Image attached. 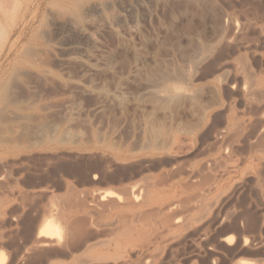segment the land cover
I'll return each instance as SVG.
<instances>
[{"label": "rangeland", "instance_id": "obj_1", "mask_svg": "<svg viewBox=\"0 0 264 264\" xmlns=\"http://www.w3.org/2000/svg\"><path fill=\"white\" fill-rule=\"evenodd\" d=\"M56 1L57 0H50V1L49 0H18L17 5L14 4L12 6L13 8L10 7V9L12 10L11 11L12 14L18 12L17 31L19 33L20 31L25 29L24 30L25 38L23 39L24 41H21L20 44L18 45V51H16L13 55H11L8 58H6L3 55L0 59L1 61L0 64L5 70L12 65L16 56L17 55L19 56V54L26 46L30 45V46L38 47L37 45L40 44L39 47L45 50L44 52L46 53V57L49 59L48 60L46 58L47 62L49 63L48 65L51 69V72L47 75L48 79L46 77L43 80H38V82L37 79L34 78H31V80L27 79L26 82H23L24 91L21 90L18 93V97H19L18 105L20 104L19 107L20 106L22 107V108L20 107L22 109L21 110L22 113L26 116L28 115V118H32V120L37 118L34 121L35 122L37 121L36 122L37 125L41 124L40 127L38 126L39 128H41L43 123L45 122L46 124V126H44L45 130H43L44 128L42 127L41 129H39L40 131L38 132V129H36L38 128L36 127L37 125H34V121H31L30 122L32 123L31 126L32 125L34 126H32V129L31 126H29L28 128L29 130L26 128L28 130L27 131L26 129H24L25 125H23V123L26 124V121H24L23 123L22 122L19 123L18 121V128H19L18 138L20 140L16 138H15L16 140L14 138H11L16 141L15 143L14 141L11 142V139L8 138V136L10 137L9 135L10 133H8L6 130L5 132L4 130H2L3 132H0L1 133L0 137L2 138L5 137L3 141L1 140L2 138L0 139L1 140L0 144L6 143V145H12L13 143L14 146L16 145V147H18V152L16 154L4 155V156L3 154H0L1 161L5 160L7 162L9 160L6 166V167L9 166V168L4 167V169H2L1 167L2 169L1 170L2 174L0 176L1 180L2 182H9V180H11L10 183H7L5 186L7 187L8 185V189L5 188L7 189L6 191L5 189L2 188L5 185V183H3L4 185L2 187L0 186V191L2 190V193H0V199H1L0 203L3 204V205L0 204V250L3 249L5 251L7 249L6 252L9 250L7 253H8V259L10 261L8 260L9 262H7L6 264H17V263L19 264L20 261L22 262V264L23 263L27 264L29 260L31 261H29L28 264H34V263L35 264L38 263L39 264H73V263L80 264L81 259L83 260L85 259L86 261H88L89 259L92 260L95 257H96L95 261L89 260V262L85 263L86 261L82 260L84 263L82 262L81 263L89 264L91 262L90 264L92 263L118 264V262H121L122 264H126L127 261L128 263L132 261L131 262L132 264L133 262L134 264H140V263L156 264V262L157 264L160 263L176 264L179 261L181 264H185V262L187 261L186 264H193V262L194 264H234V263L264 264V242H263L264 241L263 240L264 239V232H263L264 231V218H263L264 216V182H263L264 155L262 156V154H260V153L264 154V147H263L264 138L259 137L260 135L264 136V133H261L264 132L261 131L262 125L264 124V101L261 100L264 99V95H263L264 94V36L263 34L261 35L262 29L264 28V24H263L264 8L262 9L261 5H263L264 7V0H257V1L224 0V2L226 1L225 3L226 5L224 4L223 0H218V2L217 0H201V1L198 0H115V1L108 0L106 1L105 0L106 1L105 3H107L106 5L110 4L108 6L103 5L104 3H102V1L104 2V0L102 1L99 0V2L98 0H76V2L74 0L72 1V3L69 2L68 0L66 1L63 0L62 2L61 0H58L57 2L60 1L59 3L62 6L64 5L63 7L64 9L63 10L61 9L60 11L61 14L60 13L58 14V16L60 17L59 21L56 22L55 25L54 24L49 25L47 36L43 38L36 37V35L40 31L42 21L47 18L48 11L50 9H55L54 3H56ZM51 3L53 4L51 6L52 8L50 7ZM239 3L242 4L246 3L245 5H247L248 9L246 10L247 7L244 4L241 5ZM28 4L29 6L33 7L32 8L33 12L36 10L38 6L40 7V10L38 11L35 18H33L34 14H31L26 19L22 17L25 8L27 7ZM229 4L232 5L227 6ZM253 4H257L258 9L254 8V6L256 7V5ZM102 5L105 7H103ZM237 5H241L242 7L241 6L239 7ZM77 7L79 9L81 8V10H77ZM97 7H99L101 10H99V8ZM229 7L231 8L229 9ZM69 8L72 9L70 10ZM66 9L69 12L65 11ZM94 9L100 11L102 15L100 14V12H97ZM245 10L247 13H245ZM250 10L252 11L250 12ZM78 11L81 14H82L81 11H83V14L81 15L80 13H78ZM258 11L263 13V16ZM110 12L113 14H111ZM243 12L246 14V16H248L247 18L244 17L245 14ZM241 13H243L244 15L241 16L240 15ZM67 14L69 15V17ZM61 17H63L62 19L64 20H62ZM64 17H66V19ZM110 17H112V19H110ZM232 19L236 22L238 21V25H240L241 22V26H243L244 28L240 32L241 34L240 37L242 35L244 37H241L243 39L239 41L240 43L238 45L236 44L232 45V48L230 46L229 49H227V51H224L222 50L223 45L220 44L219 42V38L221 37L220 27L223 25V22L225 23L224 20H232ZM66 20L67 21L69 20V22H67ZM72 23L75 25H72ZM258 30L259 32H257ZM243 31L245 33H243ZM213 32L215 33L213 34ZM255 34L258 38H260V41L257 40L258 38L256 36L253 37L257 38L256 39L257 41H255L254 38L252 39L253 41L249 40V37ZM245 35L248 36L250 35V36L246 38L247 36L245 37ZM202 36L203 38H201ZM42 39L44 42L42 41ZM205 44L206 45L210 44V45L205 46ZM217 46L220 47L218 48ZM205 47H207V50ZM211 47L214 48L212 49ZM252 48L255 49L253 50ZM219 49H221V51ZM199 50L201 52H199ZM49 51H52L51 52L52 54L49 53ZM238 51L240 52L238 53ZM219 52H221L222 55H220ZM215 53L217 56L218 55L220 56H218L217 58ZM241 53L243 54L244 58H242V56L240 55ZM221 56L222 57L225 56L223 60L220 59ZM189 57L191 60L189 59ZM188 59L190 60V63H188L189 61ZM194 59L196 60L194 61ZM198 60L199 61L202 60V61L199 62ZM191 66H195V68L192 67V69H190ZM205 66H210V70H208L209 67H205ZM204 67L208 69H205ZM221 67H223L222 68L223 71L219 69ZM225 67L228 69L226 70ZM214 68L216 70H214ZM185 69L187 70L186 71L187 73H184ZM247 69L249 73L251 72L250 73L251 75H249V73L246 71ZM170 71L175 76H179L180 74L179 72H182L179 78L181 77V79L183 80L184 79L183 75H185L186 82L184 80L183 82L181 81V79L179 80V78L177 79V77H175L177 80H174V89H176L177 94L174 96V99L172 98V101L169 100L171 99V97L168 99L169 96L166 97L167 99L164 97L165 100L162 101L163 99L162 97L161 98L162 103H161L160 100L156 98V96L154 95L152 96V94L150 95V93H153V91L156 90V88L153 85V83H151L152 81L150 82L147 80L148 79L150 80L149 78L151 77L149 76L150 74L155 75L158 72L160 73L162 72L161 74L168 77V75L166 74H168ZM224 71L225 72L227 71L226 73H229L231 75L229 80L228 79L226 80V75L224 76L225 74ZM238 72L241 75H239ZM218 74H221V78L220 76L217 77ZM234 74L236 75V77L234 76ZM1 75L2 73H0V76ZM222 75L224 76L223 79H222L223 77ZM247 75H249L248 76L249 82H247L246 84L245 82L248 80V77H246ZM241 78L243 81L241 80ZM33 79L36 80V82L32 81ZM251 79H253L252 83L250 82ZM216 80H218L219 82ZM233 81H236V83ZM176 82L178 83L177 84L178 87L175 86ZM230 82L231 83L233 82L235 86L233 84H231L233 87L230 86ZM183 83L185 84L187 83L186 85L184 84L185 87L189 84L191 85H189V87L187 86L188 88L187 89L182 87ZM248 83H251V85ZM180 88H183L181 89V92H183L184 90L183 93H185V90L187 89L189 91L188 92L189 95L185 94L183 96H180L181 93ZM194 89H195V93L192 92L194 91ZM232 89L234 90L232 91ZM258 90L260 91V93ZM190 92H192V94H190ZM194 94H196V96ZM250 94L254 95L253 97H256L257 99L254 98L255 101L253 99L251 100L250 98L253 97ZM177 95H179V97H177ZM249 95L251 97H249ZM186 96L188 97V99L186 98ZM193 96L196 98L198 97L197 98L198 100L196 98L194 99ZM150 97H153L155 100H153V98ZM181 97H183V100ZM191 97L192 99H194L192 100L193 102L190 100ZM185 98L187 99V101H185L186 100ZM210 99L213 101L212 103H210L211 102ZM250 101L254 102V104L252 103L254 105L253 106L254 108L252 107L251 104H248ZM208 104H213V105H208ZM23 106L26 107L23 108ZM202 107L206 109L202 110L203 109ZM199 111L203 113V117L200 119L199 116L201 117L202 114ZM48 113H50L49 114L50 117H48L49 116ZM36 114L39 115L43 114L44 117H42L43 115H41L40 117L43 120L46 117L45 120L44 121L41 120L39 117H37ZM212 116H214L215 119ZM216 117H218L217 118L218 120L216 119ZM198 120L200 121V123H198ZM244 120H246L247 122H245ZM211 121L213 122L211 123ZM223 121L226 123H223ZM233 121L234 123H232ZM255 121L258 124L254 123ZM228 122L230 123V125ZM243 122L245 123L243 124ZM20 124L23 126V128L22 126H19ZM212 124H215L216 129L221 126L220 124H222L221 128L229 126L230 128L229 134L230 132L235 131L236 129L239 130L240 132H232V134L234 133L233 136H231L232 134L230 135L231 138L233 137L232 140L228 141V144L225 145L227 146V148L223 146V142L222 144H218V146H215V148H213V146H211L212 145L211 142L213 141V138L212 137L208 138L207 136L209 130L208 128ZM253 124L257 126L256 129H254L255 126ZM259 124L260 126H258ZM195 126L197 127L195 128ZM240 126H242L243 128ZM20 129L23 130L22 132H24L23 135V138L25 136L24 141L23 138L19 137L20 134L22 135ZM35 129L37 130L36 133H35ZM32 130L35 133V134L33 133V135H32L33 132ZM252 130L253 133L251 132ZM42 131L44 133L43 136L42 135H39L40 137L36 136L37 132L38 134H40V132ZM248 131L252 133V135H248L247 134ZM141 135H142V139H141ZM148 136L149 137L152 136L153 139L152 137L151 139L148 138ZM6 137L8 139H6ZM253 138H256L255 140L257 141H259L260 139V141L263 142L262 143L260 142L259 144L257 143L258 145L255 146L256 148L254 147L252 148L254 144L256 145V141H254ZM5 139L8 140L9 142L8 141L6 142ZM146 139H150L151 143L147 142ZM154 139L158 143L161 140L160 144H158ZM252 139L255 143L254 142L252 143ZM21 140L22 143H19V141ZM209 140H211V142ZM242 140H244V142ZM248 140L251 141V143ZM144 141H146L145 146L149 145L148 148L144 146ZM154 144L157 145L156 147H158V149L154 146ZM209 144H211L210 146L212 148L209 147ZM228 145H230V147ZM237 145H239L238 146L239 149L244 148L243 151L241 149L238 150ZM234 146H236L237 149ZM248 146L250 150L248 149ZM201 149L202 152H200ZM204 150H206L207 152ZM240 151H242V153ZM258 151L261 152L258 153ZM225 152L227 153L228 157L224 156ZM20 154L21 156L17 157ZM11 160H13L12 161L13 164H11L12 163L10 162ZM207 160L208 161L211 160V162H208ZM219 160H221L222 162L225 161L226 162L224 163L225 165L222 164L221 161ZM1 161H0V166L4 162ZM205 161L208 162L207 165ZM19 162L22 164L24 162L25 163L22 166V164H20ZM210 163L212 165H210ZM220 164L222 165L220 166ZM14 165H16L15 168L17 170L14 168ZM209 165L214 170L210 169ZM230 166L232 167V169ZM10 168L12 171L10 170ZM198 168L199 170H197ZM169 169L173 170L172 173L170 172ZM201 169L204 170H202L201 172ZM195 170L200 171L201 175L208 173L210 175L212 174L213 176L214 175L215 176L214 177L212 176L213 177L212 179L210 176L211 181H209L208 178L209 176L207 178L206 175L205 177H203L204 175L201 176L200 172H195ZM231 170L233 173L231 172ZM226 171L227 173H225ZM173 172L174 175H172ZM196 173L198 174L199 178L201 177L200 181L203 179V182L196 183L195 181L197 179L195 176ZM6 174H8L9 177H7ZM169 174H171L172 176ZM168 175L169 178L167 177ZM192 175L194 178L190 177ZM165 176L168 178V179L166 178L167 180L165 179ZM3 177L4 178L7 177L5 178L6 180L4 179L5 181L3 180ZM204 178H206V180ZM198 179L197 181L199 182ZM192 182L196 185H193ZM190 183L192 186L190 185ZM201 183L202 184L204 183V185L206 183L205 187L201 185ZM210 184L212 185L211 188L209 187ZM127 185L129 187H127ZM198 185H201L202 187H199ZM208 187L212 191H210ZM201 188L204 191H202ZM214 188H216V190ZM136 189L138 190L136 192H138L139 195L136 194L135 192ZM196 190L199 191L198 194H196L197 193ZM129 191H131V193L128 194ZM133 191L135 192V194ZM102 192L104 195L105 193H107V195L110 196L109 197L105 195L107 200L112 201L111 203L113 205L109 201L108 202L110 204L106 202V198H104L106 203L105 202L103 203L107 205L106 206L101 205V206L102 207L105 206L106 208L104 209H106V211L104 212L102 211V213L98 214L97 210H101V206H98V204L102 203L101 202L102 200L101 197H103ZM200 192L201 193L205 192L204 194L205 196H203V194H201ZM100 193L102 195H100ZM93 194H95V197H97L96 196L97 194L98 197H100V199L93 197ZM195 194L198 196V198ZM89 195L92 197H90ZM134 195L136 200L134 198ZM141 195L143 196L141 197ZM111 196L113 199L115 198L114 200H118V201L115 202L114 200H112ZM192 196L196 198L195 202H197L198 204L197 205L194 202L197 205L195 206V204L193 203L195 207H193L192 206L193 204L191 205V202L189 201L192 198ZM79 197L82 198L81 200L84 199L83 197L85 198L87 197L91 199L86 198L87 203L86 200L84 199L85 202H83L84 205H82L81 204L82 201L79 200L80 199ZM120 197L122 198L119 200ZM138 197L141 200H139ZM183 198H185L187 201L184 200ZM195 198H192V200L193 199L195 200ZM95 199L96 200L98 199L100 202L98 200L96 201ZM104 199L102 201H104ZM131 199L134 201L132 203H128ZM75 201L76 202L78 201L77 204L80 206L76 205ZM94 201H96L97 203L96 206L92 205L95 204ZM135 201L137 202L135 203ZM172 201L174 204L172 203ZM124 202L126 204H124ZM180 203H183V205L182 204L180 205ZM83 206L85 207V209L87 208L86 210L84 209L87 212L82 210ZM93 206L96 208H94ZM183 206L185 209L183 208ZM190 206L193 207V210L192 209L190 210L191 208ZM155 207L157 208L155 209ZM166 207H168L169 209ZM206 207H208V209L210 207L209 211ZM89 208H91L93 212H90ZM93 208L95 210L97 208L99 209L95 211ZM180 208H183L184 212L181 211L182 209ZM204 208L205 210H202ZM214 208L216 209V211ZM174 209H176V211ZM177 209H179L180 211ZM150 210L153 211L154 214L153 216L155 217L151 218V216L149 217L147 216L148 218H146L144 216L145 215L144 213L147 211L150 212ZM173 211H175V213H172ZM204 211L205 213H203ZM248 211H250V213ZM94 212H96L99 217H96V214ZM158 212H160L161 214H159ZM55 213L57 214L56 216L59 219L58 220L57 218L54 217L58 222V224L60 223L61 226H64L63 229L65 232L63 235L64 237L67 232V228H66L67 223L71 224L74 221H80L81 223L90 222L89 225L87 224L86 225L88 226L87 228L92 229L89 234L91 235V237L90 238L87 237L88 240L84 239L82 243L80 242V245L78 244L80 249L74 250L76 252H73L72 251L73 249H70L71 247L69 246V244L67 246L61 247L63 249L70 247L69 250H67L68 248L65 249V254L66 255L68 254L67 256L63 254L64 250L59 248L60 247L59 245H58L59 246L58 249L56 248L57 246L54 247L55 245L46 247L44 248L45 250L40 249L43 252L46 251V249L51 250V252L50 250H48V253L47 252L45 254L43 253V255L41 254L40 250H32L36 254H39L40 252L42 256L40 254L39 255L41 256V258H44L43 259L44 261L42 260L41 261L42 263H40L38 260L40 256L39 257L38 255L31 256V255H35V253L33 254V252L31 251L32 253L31 254L30 251H28L31 250V248L34 245L32 236H34L38 232L40 228L39 226H41V222H43L45 216L46 218L52 219L53 218L52 214L55 216ZM83 213L88 216L87 220L89 221L85 222L84 217L87 216H84ZM92 213H94L95 217H93ZM134 213L135 215H133ZM165 213L167 214L165 215ZM20 214L22 217L20 216ZM66 214H68V216ZM150 214H146V215H150ZM62 215L64 216V218H62L63 217ZM131 215L136 218L134 219ZM156 215H158L159 217ZM168 215L170 216V219L167 218L169 217ZM172 215H174V217ZM191 215L193 218L191 217ZM141 216L142 217L144 216L143 218L145 219H143ZM251 216L253 217V219L251 218ZM74 217H76L75 220ZM77 217L79 219H77ZM126 217H127V221L124 227L126 226L128 227L124 228L123 221L125 220L122 219L123 218L125 219ZM234 217L237 219V221ZM147 219L148 220L153 219L154 223L152 220L150 221V223L147 224L146 222L148 221ZM164 219L165 220L168 219L167 220L168 222L162 221ZM135 220H137V222ZM216 220H219L220 225L218 224L219 222H217ZM247 220L249 223H252V225L255 224L256 222L257 223L251 226L248 222H245ZM233 221H235V223L237 224L239 223L238 225L239 227L238 226L235 227V223ZM163 222L164 223L167 222L170 224L167 223L163 224ZM206 222L209 225H207ZM30 223H32L33 226ZM101 223L103 224V226L106 223H108L107 226L105 225L107 227V230L106 227H104L105 229L103 227L100 228ZM231 223L233 226L231 225ZM113 224L114 227H112ZM154 224H156V227ZM189 224L190 226H188ZM257 224L259 225V227ZM141 225L142 227H139ZM30 226H32V228H30ZM91 226L93 228H91ZM108 226H110L109 228L112 229L111 231L114 232H111ZM208 226H211V228L210 227L208 228ZM224 227H226V229ZM244 227L248 229L247 232ZM249 227L250 229L251 228L253 229L250 230ZM254 227L256 229H254ZM99 228L100 230L102 229L103 232L105 231V233L102 234L103 232L101 233L102 230L99 231ZM223 228L224 231L222 230L223 231L222 232L221 229ZM232 228L233 229L235 228V230H233ZM124 229L126 230L124 231ZM138 229L141 230L138 231ZM205 229L206 230L209 229L208 233ZM25 230L26 231L28 230L27 232L31 233L32 235L28 234ZM30 230L32 232H30ZM95 230L98 231L95 232ZM108 230L111 233L106 232ZM118 230L121 233L118 234ZM148 230H150L152 234ZM254 230H256L255 233ZM258 230L260 231V233ZM22 231L23 232L25 231L23 233V236L21 235ZM92 231H94L95 233L94 235H92L93 234ZM140 232H144V234H146V237L148 235L149 238L148 237L146 238L145 236L142 237L141 236L142 233ZM170 232L171 235H169ZM25 233H27V235H25ZM165 233H166V238L164 239ZM236 233H238V235ZM215 234L216 237H214ZM239 234L242 236H240ZM245 234L247 236H245ZM255 234L256 235L259 234V237L260 236L262 237L256 238L258 237V235L256 236ZM18 235H21L20 239H17L20 237V236L18 237ZM126 236H128V238ZM169 236H171L170 240H169ZM198 236L200 239L198 238ZM232 236H233L232 243L230 244L227 243V241H225L226 238ZM24 237L27 238L24 239ZM138 237L140 238V240ZM217 237L219 240L217 239ZM14 238H16L18 241L20 240L21 242L18 241L16 242ZM66 238L67 240L72 239V237L69 238L68 236H66ZM132 238L134 240H132ZM191 238L193 239L196 238V241L192 240ZM211 238L213 240L216 239L218 241L217 242L216 240L212 241L210 240ZM254 239L255 240L257 239V241H254ZM93 240L95 241L97 240V242L99 243H95ZM103 240H105V242ZM118 240L120 241V243ZM142 240L148 243H150L151 241V243L149 245L146 244L145 247H142L144 246V244L141 242ZM10 241L11 242L13 241V243H11ZM28 241L32 243L28 244ZM90 241L91 243H89ZM15 242L16 244H14ZM168 242L170 243L171 246L169 245ZM190 242L191 244H189ZM206 242L208 243V245ZM222 242H223V246H222ZM6 243L8 244L6 245ZM17 243H19L20 245ZM87 243H89L90 245H88ZM104 243L106 244L104 245ZM193 243L195 245H193ZM210 243L211 245H215V246H210ZM9 244H11L10 248H9ZM204 244H206L205 245L206 247L204 246ZM84 245L85 246L88 245V246L86 248L85 247L83 248ZM188 245L190 248L192 245L194 247L192 246V248L190 249ZM216 245L218 246V248ZM236 245L239 246L235 247ZM18 246L19 249H17ZM90 246L91 248L89 249L91 250L88 249V247ZM94 246H96V248ZM98 246L99 247L101 246L102 248H106V249H102L101 247L99 248ZM81 248L83 250H81ZM203 248L205 249V251H203L204 250ZM207 248L210 251L207 250L208 251L207 252L206 251ZM212 248L214 250H212ZM180 249H182V251ZM193 249L194 251H198V252L196 253L192 251ZM200 249L202 251H199ZM14 250L16 251L19 250V251H17L18 252L17 253L16 251L13 252ZM98 250L100 251V253L97 252ZM247 250H249L250 253H248ZM67 251L68 253H66ZM133 251L136 253H134ZM212 251H215V254L217 253L216 254L217 256ZM240 251L243 253H240ZM27 252H29L30 255ZM55 252H57L56 255L55 254L53 255L52 253ZM188 252L190 253V255ZM209 252L212 255L213 254L214 255L213 256L210 255ZM146 253L149 255H147ZM49 254L51 255L50 257L52 259L49 257ZM156 254L158 255V257H155L157 256ZM168 254L171 255L169 256ZM25 255L28 257L29 260H26L24 262V260L27 258ZM89 255L91 257H89ZM143 255L147 258H145ZM183 255L187 259L186 258L184 259ZM32 257L33 259L36 257L35 258L36 260L34 261ZM45 257H48V260L47 258L45 259ZM170 257L171 259H169ZM55 258L60 260H57ZM79 258L80 260L78 262ZM107 258L109 261L106 260ZM141 258L142 260H144L143 263ZM103 259L106 261H104ZM137 259L138 262H135L137 261ZM139 259L141 260V262H139L140 261ZM71 260H73L74 262H72ZM54 261H56V263Z\"/></svg>", "mask_w": 264, "mask_h": 264}, {"label": "bare ground", "instance_id": "obj_2", "mask_svg": "<svg viewBox=\"0 0 264 264\" xmlns=\"http://www.w3.org/2000/svg\"><path fill=\"white\" fill-rule=\"evenodd\" d=\"M50 1V0H49ZM58 1V0H57ZM56 1V3H54V6H55V9H48L49 11H48V14H47V18L45 19V20H43L42 21V23H41V28H40V31H39V33L36 35V37H40V38H43V37H45V36H47V34H48V30H49V25L50 24H56V22H58L59 21V19H60V17L58 16V14L60 13V11H61V9L63 10L64 8V5L62 6L59 2H57ZM63 0H61V2H62ZM66 1V0H65ZM69 2H71L72 3V1H74V0H68ZM100 1H102V0H100ZM106 1H108V0H106ZM105 0H104V2L102 1V3H104L103 5H106L107 3H105L106 2ZM115 1V0H114ZM198 1H201V0H198ZM246 1V0H245ZM250 1V0H249ZM255 1H257V0H255ZM51 2H53V1H51ZM75 2H76V0H75ZM98 2H99V0H98ZM217 2H218V0H217ZM223 2H224V0H223ZM248 2V1H247ZM246 2V3H247ZM252 2V1H251ZM250 2V3H251ZM70 3V4H71ZM84 3V2H83ZM102 3H100V4H102ZM215 3H216V1H215ZM226 3V1L224 2V4ZM228 3H230V2H228ZM227 3V4H228ZM232 3H233V1H232ZM245 3V4H246ZM250 3H248V4H250ZM253 3H254V1H253ZM17 5L18 4V0H0V59H1V57L4 55L6 58H8V57H10L11 55H13L16 51H18V45L20 44V42L21 41H24L23 39L25 38L24 36H25V33H24V30L25 29H23L22 31H20L19 33H18V31H17V27H18V12H16V13H14V14H12V10L10 9V7L11 8H13L12 6L13 5ZM49 4V3H48ZM69 4V3H68ZM100 4H98V5H100ZM222 4V3H221ZM239 4H241V5H243L242 3H239ZM244 4V5H245ZM53 4L51 3L50 4V7L52 6ZM102 5V6H103ZM108 5H110V4H108ZM108 5H106V6H108ZM113 5V4H112ZM226 5V4H225ZM232 4H229V5H227V6H231ZM234 5V4H233ZM241 5H237V6H241ZM253 5H256V7L254 6V8H257V4H253ZM252 5V6H253ZM260 5V4H259ZM45 6V5H44ZM68 6V5H67ZM77 6V5H76ZM127 6V5H126ZM224 6V5H223ZM222 6V7H223ZM246 7H247V5H245ZM252 6H250V7H252ZM262 6V9L264 8L263 7V5H261ZM15 7V6H14ZM71 7V6H70ZM79 7V6H78ZM77 7V10H81V8L79 9ZM91 7V6H90ZM103 7H105V6H103ZM221 7V6H220ZM242 7V6H241ZM32 6H29V4L27 5V7L25 8V11H24V13H23V18L24 19H26L27 17H29L31 14H34V16H33V18H35L36 17V15H37V13H38V11L40 10V7L38 6L37 8H36V10L33 12V10H32ZM52 8V7H51ZM73 8H74V6H73ZM88 8V7H87ZM86 8V9H87ZM97 8H99V7H97ZM231 7H229V9H230ZM238 8V7H237ZM47 9V8H46ZM70 10L72 9V8H69ZM76 9V8H75ZM93 9V8H92ZM104 9H106V8H104ZM107 9H108V7H107ZM222 9V8H221ZM248 9V7L246 8V10ZM258 9V8H257ZM256 9V10H257ZM85 10V9H84ZM89 10V9H88ZM94 10H96V9H94ZM99 10H101L100 8H99ZM237 10V9H236ZM242 10V9H241ZM246 10H245V13H247L246 12ZM260 10V9H259ZM65 11H68L67 9L65 10ZM97 12H100V11H98V10H96ZM104 11V10H103ZM106 11V10H105ZM225 11V10H224ZM252 10H250V12H251ZM263 11V10H262ZM69 12V11H68ZM82 12V14H83V11H81ZM236 12V11H235ZM259 12V11H258ZM257 12V13H258ZM42 13V12H41ZM78 13H80L79 11H78ZM96 13V12H95ZM104 13H106V12H104ZM111 13V12H110ZM227 13V12H226ZM237 13V12H236ZM244 13V12H243ZM243 13H241L240 15L242 16V15H244ZM259 13H261V12H259ZM258 13V14H259ZM61 14V13H60ZM64 14V13H63ZM81 14V13H80ZM81 14V15H82ZM85 14V13H84ZM100 14L102 15V13L100 12ZM111 14H113V13H111ZM221 14H222V12H221ZM228 14V13H227ZM235 14V13H234ZM262 14V16H263V13H261ZM68 15V14H67ZM75 15V14H74ZM86 15V14H85ZM65 16V15H64ZM87 16V15H86ZM228 16V15H227ZM230 16V15H229ZM235 16V15H234ZM258 16V15H257ZM67 17V16H66ZM66 17H64L65 19H66ZM68 17H69V15H68ZM67 17V18H68ZM84 17V16H83ZM102 17V16H101ZM224 17H226V16H224ZM231 17V16H230ZM229 17V18H230ZM233 17V16H232ZM244 17H248V16H246V14L244 15ZM264 17V16H263ZM63 17H61V19H62ZM222 18V17H221ZM237 18V17H236ZM239 18V17H238ZM245 18V19H246ZM69 19V18H68ZM110 19H112V17H110ZM224 19V18H223ZM223 19H222V21H223ZM228 19V18H227ZM233 19H235V18H233ZM224 20L225 21V23L223 22V25L220 27L221 28V37L219 38V42H220V44H222L223 45V49L222 50H224V51H227V49H229V47L231 46V48H232V45H238L240 42V40L241 39H243V38H241V37H244L243 35L240 37V32L243 30V26H241V22H240V25H238V21L236 22V21H234V20ZM241 19V18H240ZM259 19V18H258ZM62 20H64V19H62ZM71 20V19H70ZM77 20H78V18H77ZM238 20V19H237ZM36 21H37V19H36ZM67 21V20H66ZM220 21V20H219ZM243 21V20H242ZM67 22H69V20L67 21ZM75 22V21H74ZM73 22V23H74ZM78 22V21H77ZM76 22V23H77ZM215 22H217V21H215ZM221 22V21H220ZM220 22H219V24H220ZM262 22V21H261ZM72 23V25H75V24H73ZM263 23V22H262ZM58 24V23H57ZM100 24V23H99ZM115 24V23H114ZM218 24V25H219ZM248 24H249V21H248ZM252 24V23H251ZM264 24V23H263ZM32 25V24H31ZM60 25V24H59ZM62 25V24H61ZM71 25V26H72ZM107 25H108V23H107ZM20 26V25H19ZM58 26V25H57ZM63 26H64V23H63ZM103 26H104V24H103ZM241 26V27H240ZM248 26V25H247ZM257 26V25H256ZM30 27V26H29ZM28 27V28H29ZM79 27V26H78ZM260 27H261V25H260ZM27 28V27H26ZM74 28H75V26H74ZM250 28V27H249ZM259 28V27H258ZM246 29V28H245ZM262 29V28H261ZM53 30V29H52ZM247 30V29H246ZM245 30V31H246ZM260 30V29H259ZM259 30L257 31V32H259ZM251 31V30H250ZM58 32V31H57ZM253 32V31H252ZM255 32V31H254ZM81 33V32H80ZM112 33V32H111ZM215 32H213V34H214ZM243 33H245L244 31H243ZM28 34V33H27ZM53 34V33H52ZM250 34V33H249ZM263 34V36H264V28L262 29V32H261V35ZM116 35V34H115ZM207 35V34H206ZM48 36H50V35H48ZM200 36H201V34H200ZM247 36V37H246ZM250 36V35H249ZM248 35H245V37L246 38H248L249 37ZM253 36H256V34L255 35H252L251 37H249V40H251V41H253L252 39L254 38ZM257 37V36H256ZM201 38H203V36L201 37ZM209 38H210V36H209ZM258 38V37H257ZM254 38L255 39V41H260V38ZM34 39V38H33ZM32 39V40H33ZM37 39V38H36ZM215 39H217V38H215ZM257 39V40H256ZM27 40V39H26ZM25 40V41H26ZM29 40V39H28ZM39 40V39H38ZM203 40V39H202ZM206 40V39H205ZM208 40H210V39H208ZM207 40V41H208ZM248 40V41H249ZM42 41H43V39H42ZM214 41V40H213ZM254 41V42H255ZM35 42H36V40H35ZM44 42V41H43ZM42 42V43H43ZM29 43H31V42H29ZM28 43V44H29ZM34 43V42H33ZM32 43V44H33ZM38 43V42H37ZM251 43V42H250ZM253 43V42H252ZM44 44V43H43ZM215 44V43H214ZM246 44H248V43H246ZM255 44V43H254ZM253 44V45H254ZM35 45V44H34ZM40 45V44H39ZM39 45H37L38 47H34V46H30V45H28V46H26L23 50H22V52L19 54V56L17 55L16 56V58H15V60H14V62L12 63V65L10 66V67H8L7 69H3V67H2V65L0 64V73H2V75L0 76V132H3L2 130H4V132H5V130L8 132V133H10L9 135H10V137L8 136V138L9 139H11V138H16V139H19L18 138V135H19V132H18V121H19V123H23L24 121H26V124H24L23 123V125H25V128L24 129H28L29 128V126H31V124L32 123H30L31 121H34V120H36L37 118H35V119H33L32 120V118H28V115L26 116V115H24L23 113H22V107L20 108L19 107V105H18V93L21 91V90H23V88H24V86H23V82H26L27 81V79H30L31 80V78H34V79H37V82H38V80H43V79H45L46 77H47V79H48V74L51 72V69H50V67H49V63L47 62V57H46V53L44 52L45 50H43V48H41V47H39ZM210 45V44H209ZM208 44L206 45L205 44V46H209ZM244 45V44H243ZM250 45V44H249ZM42 46V45H41ZM218 47V46H217ZM220 47V46H219ZM218 47V48H219ZM235 47V46H234ZM242 47V46H241ZM245 47V46H244ZM246 47H247V45H246ZM254 47V46H253ZM261 47V46H260ZM201 48V47H200ZM206 48V50H207V47H205ZM204 48V49H205ZM212 48V47H211ZM214 48V47H213ZM212 48V49H213ZM239 48V47H238ZM47 49V48H46ZM197 49V48H196ZM233 49H235V48H233ZM253 49V48H252ZM255 49V48H254ZM253 49V50H254ZM194 50V49H193ZM220 51H221V49H219ZM236 50H237V48H236ZM239 50V49H238ZM195 51V50H194ZM216 51V50H215ZM232 51V50H231ZM52 51H49V53H51ZM197 52V51H196ZM199 52H201L200 50H199ZM212 52V51H211ZM240 51H238V53H239ZM194 53V52H193ZM220 53V55H222L221 54V52H219ZM218 53V54H219ZM236 53V52H235ZM234 53V54H235ZM52 54V53H51ZM223 54H226V53H223ZM232 54V53H231ZM246 54V53H245ZM244 54V55H245ZM181 55V54H180ZM215 55H216V53H215ZM220 55H218V56H220ZM238 55V54H237ZM241 56H242V58H244V56H243V54L241 53L240 54ZM48 56V55H47ZM49 56H51V55H49ZM190 56H191V54H190ZM193 56V55H192ZM197 56V55H196ZM208 56V55H207ZM218 56L216 55V57L218 58ZM227 56V55H226ZM231 56V55H230ZM229 56V57H230ZM235 56V55H234ZM246 56V55H245ZM225 56H221V58L220 59H222L223 60V58H224ZM47 58V59H46ZM196 58V57H195ZM212 58V57H211ZM216 58V59H217ZM189 59H190V57H189ZM188 59V60H189ZM227 59V58H226ZM49 60V59H48ZM191 60V59H190ZM190 60L188 61V63H190ZM196 59H194V61H195ZM168 61V60H167ZM199 61V60H198ZM202 61V60H201ZM201 61H199V62H201ZM213 61V60H212ZM1 62V61H0ZM70 62V61H69ZM183 62V61H182ZM211 62V61H210ZM222 62H224V61H222ZM221 62V63H222ZM226 62V61H225ZM230 62H231V60H230ZM194 63V62H193ZM206 63H208V62H206ZM213 63V62H212ZM232 63H234V62H232ZM64 64V63H63ZM191 64H192V62H191ZM232 65H234V64H232ZM189 66V65H188ZM217 66H218V64H217ZM220 66V65H219ZM245 66V65H244ZM118 67V66H117ZM157 67V66H156ZM176 67V66H175ZM192 67L193 68H195V66H191L190 67V69H192ZM205 67H209V69L208 68H205ZM204 68L205 69H208V70H210V66H205ZM214 67V66H213ZM230 67V66H229ZM233 67V66H232ZM235 67V66H234ZM160 68V67H159ZM162 68H163V66H162ZM187 68V67H186ZM212 68V67H211ZM222 68L223 67H221V68H219L220 70H222ZM226 68V67H225ZM188 69V68H187ZM228 68H226V70H227ZM234 69V68H233ZM237 69V68H236ZM239 69V68H238ZM182 70V69H181ZM207 70V71H208ZM214 70H216L215 68H214ZM220 70H219V72H220ZM230 70V69H229ZM243 70H245V69H243ZM142 71V70H141ZM147 71V70H146ZM158 71V70H157ZM187 70L185 69L184 70V73H187L186 72ZM223 71V70H222ZM232 71V70H231ZM248 73H249V71H248V69L246 70ZM148 72V71H147ZM154 72V71H153ZM163 72V71H162ZM161 72V73H162ZM165 72V71H164ZM176 72V71H175ZM195 72V71H194ZM193 72V73H194ZM217 72V71H216ZM218 72V73H219ZM227 72V71H226ZM225 71H224V76L226 75V80L228 79H230V74L229 73H226ZM145 73V72H144ZM160 72H158V73H154L155 75H149V76H151V77H149L150 78V80L148 79L147 81H152L151 83H153V85L155 86V88H156V90H154L153 91V93H150V95L152 94V96L154 95V96H156V98H158V100H160V102H161V98L163 97V99H162V101L163 100H165V98L167 97V96H169L168 97V99L171 97V99H169L170 101H172V98L174 99V96L177 94V91H176V89H174V80H177L178 78H179V76H181V73L182 72H177L178 74H179V76H175L174 74H172L171 73V71L168 73V74H166V75H168V77H166V76H164L163 74H159ZM171 73V74H170ZM192 73V72H191ZM232 73V72H231ZM234 73V72H233ZM242 73V72H241ZM248 73H246V74H248ZM251 73V72H250ZM249 73V75H251ZM236 74V73H235ZM234 74V76L236 77V75ZM238 74H239V72H238ZM243 74V73H242ZM245 74V75H246ZM143 75V74H142ZM213 75V74H212ZM239 75H241V74H239ZM249 75H247L246 77H248ZM217 76V75H216ZM220 76V78H221V74H218V76L217 77H219ZM223 76V75H222ZM224 76L222 77V79L224 78ZM175 77H177V79L175 78ZM183 77H184V81H185V75H183ZM190 77V76H189ZM216 77V78H217ZM244 77V76H243ZM242 77V78H243ZM245 77V78H246ZM51 78V77H50ZM191 78V77H190ZM198 78V77H197ZM219 78V79H220ZM242 78H241V80H242ZM250 78H251V76H250ZM32 80V81H35L36 82V80ZM54 79V78H53ZM59 79V78H58ZM181 79V77L179 78V80ZM234 79V78H233ZM232 79V80H233ZM236 79V78H235ZM52 80V79H51ZM178 80V81H179ZM182 79H181V81H183ZM189 80V79H188ZM194 80V79H193ZM193 80H192V83H193ZM231 80V81H232ZM252 80L253 79H251V83H252ZM50 81V80H49ZM183 81V82H184ZM216 81H218V80H216ZM224 81H225V79H224ZM243 81V80H242ZM246 81V80H245ZM43 82V81H42ZM186 82V81H185ZM188 82V81H187ZM190 82H191V80H190ZM219 82V81H218ZM233 82H235L236 83V81H233ZM233 82L231 83L230 82V86H232L231 84H233ZM247 82H249V77H248V80L245 82L246 84H247ZM56 83H57V80H56ZM180 83V82H179ZM222 83V82H221ZM224 83V82H223ZM251 83H248V84H250L251 85ZM54 84H55V82H54ZM143 84V83H142ZM178 83L176 82V85L175 86H177L178 87V85H177ZM185 83H183V86L182 87H184V88H187V86L189 87V85H191V84H189V85H187L186 87H185V85L187 84H185ZM238 84V83H237ZM236 84V85H237ZM39 85V84H38ZM60 85V84H59ZM70 85V84H69ZM182 85V84H181ZM181 85H180V87H181ZM222 85H224V84H222ZM226 85V84H225ZM234 85V84H233ZM243 85H245V84H243ZM142 86V85H141ZM149 86H150V84H149ZM229 86V85H228ZM235 86V85H234ZM51 87V86H50ZM78 87V86H77ZM153 87V86H152ZM194 87V86H193ZM224 87V86H223ZM233 87V86H232ZM231 87V88H232ZM241 87H242V85H241ZM30 88V87H29ZM55 88V87H54ZM70 88V87H69ZM225 88V87H224ZM247 88V87H246ZM62 89H63V87H62ZM181 89H183V88H180V92H181ZM188 89V88H187ZM185 90V93H183L184 92V90H183V92H181L180 93V96H183V95H187L188 94V90ZM196 89V88H195ZM195 89H194V91H192V92H194L195 93ZM227 89V88H226ZM230 89V88H229ZM228 89V90H229ZM248 89V88H247ZM246 89V90H247ZM65 90H66V88H65ZM190 90V89H189ZM234 89H232V91H233ZM235 90H236V88H235ZM243 90V89H242ZM245 90V91H246ZM24 91V90H23ZM27 91H29V90H27ZM186 91H187V93H186ZM224 91V90H223ZM244 91V90H243ZM259 91V90H258ZM31 92V91H30ZM192 92H190V94H192ZM230 92V91H229ZM229 92H228V94H229ZM24 93V92H23ZM29 93V92H28ZM32 93V92H31ZM83 93V92H82ZM86 93H88V92H86ZM175 93V94H174ZM244 93V92H243ZM253 93H255V92H253ZM259 93H260V91H259ZM26 94V93H25ZM148 94V93H147ZM262 94V93H261ZM27 95V94H26ZM30 95V94H29ZM189 95V94H188ZM195 96H196V94H194ZM250 95H252V94H250ZM249 95V97H251ZM257 95V94H256ZM255 95V96H256ZM264 95V94H263ZM190 96H192V95H190ZM247 96V95H246ZM254 95H252V97H253ZM30 97V96H29ZM165 97V98H164ZM177 97H179V95H177ZM194 97V96H193ZM248 97V96H247ZM150 98H153V97H150ZM182 98V100H183V97H181ZM186 98L188 99V97L186 96ZM185 98V99H186ZM196 97H194V99H195ZM198 98V97H197ZM196 98V99H197ZM245 98V97H244ZM254 98H256V97H253V98H250L251 100L253 99L254 100ZM260 98V97H259ZM263 98V97H262ZM167 99V98H166ZM187 99L185 100V101H187ZM194 99H192V97H191V101L192 100H194ZM249 99V100H250ZM257 99V98H256ZM153 100H155L154 98H153ZM198 100V99H197ZM211 100V99H210ZM261 100H263L264 101V99H261ZM180 101V100H179ZM189 101V100H188ZM196 101V100H195ZM255 101V100H254ZM260 101V100H259ZM258 101V102H259ZM156 102H158V101H156ZM165 102V101H164ZM169 102V101H168ZM193 102V101H192ZM213 101L211 100V102L210 103H212ZM162 103V102H161ZM207 103H209V102H207ZM254 104V102L253 101H250L248 104H251L252 105V107L254 106L253 104ZM155 104V103H154ZM195 104V103H194ZM215 104V103H214ZM247 104V103H246ZM247 104V105H248ZM208 105H213V104H208ZM258 106V105H257ZM263 106V105H262ZM26 107V106H25ZM24 106H23V108H25ZM28 107V106H27ZM41 107V106H40ZM46 107V106H45ZM144 107V106H143ZM205 107V106H204ZM246 107V106H245ZM251 107V108H252ZM42 108V107H41ZM48 108V107H47ZM200 108V107H199ZM203 108V107H202ZM209 108V107H208ZM254 108V107H253ZM198 109V108H197ZM206 109V108H205ZM204 108L202 109V110H205ZM258 110V109H257ZM51 111V110H50ZM49 111V112H50ZM197 111V110H196ZM195 111V112H196ZM249 111V110H248ZM255 111H256V109H255ZM200 112V111H199ZM203 112V111H202ZM250 112V111H249ZM201 113V112H200ZM50 113H48V115H49ZM196 114V113H195ZM202 114V116L200 117L199 116V119L200 118H202L203 117V113H201ZM209 114V113H208ZM207 114V115H208ZM37 115V117H39L40 119H41V115H43V114H36ZM39 115V116H38ZM46 115V114H45ZM170 115V114H169ZM33 116V115H32ZM35 116V115H34ZM47 116V115H46ZM42 117H44V115L42 116ZM48 117H50V115L48 116ZM198 117V116H197ZM207 117V116H206ZM212 117H214V116H212ZM46 118V117H45ZM45 118H44V120H45ZM218 117H216V119H217ZM263 118V117H262ZM29 119V120H28ZM214 119H215V117H214ZM230 119V118H229ZM41 120H43V119H41ZM43 120V121H44ZM48 120H50V119H48ZM48 120H46V121H48ZM202 120V119H201ZM213 120V119H212ZM218 120V119H217ZM40 121V120H39ZM43 121H42V123H43ZM203 121V120H202ZM205 121V120H204ZM245 122H247L246 120H244ZM37 122V121H36ZM35 121H34V125H37V123H36ZM41 122V121H40ZM39 122V123H40ZM210 122V121H209ZM213 121H211V123H212ZM245 122H243V124L245 123ZM253 122V121H252ZM251 122V123H252ZM261 122V121H260ZM47 123V122H46ZM198 123H200V121L198 120ZM217 123V122H216ZM215 123V124H216ZM223 123H226V122H224L223 121ZM229 123V122H228ZM232 123H234V121L232 122ZM231 123V124H232ZM235 123H236V121H235ZM254 123H257L256 121L254 122ZM204 124H206V123H204ZM215 124H212L208 129V138H210V137H212L213 138V141L211 142V140H209L211 143H212V145L211 144H209V147H211V146H213V148H215V146H218V144H222V142H223V146L225 147V148H227V146H225L226 144H228V141H231L232 140V138L230 137V135L232 134V132H240L239 130H235V131H232V132H230V134H229V126H226V127H223V128H221V126H222V124H220L219 126L220 127H218L217 129H216V126H215ZM240 124V123H239ZM258 124V123H257ZM261 124H263V123H261ZM34 125H32V126H34ZM41 125V124H40ZM40 125H37L36 127H40ZM195 125V124H194ZM229 125H230V123H229ZM235 125V124H234ZM241 125V124H240ZM252 125V124H251ZM254 125V124H253ZM19 126H22L21 124L19 125ZM27 126V127H26ZM32 126H31V129H32ZM44 126H46V124H45V122L43 123V125H42V127L44 128L43 130H45V127ZM48 126V125H47ZM198 126V125H197ZM197 126H195V128L197 127ZM233 126V125H232ZM239 126V125H238ZM255 126V125H254ZM258 126H260V124L258 125ZM36 128V129H38V132L40 131L39 129H41V128ZM199 127V126H198ZM240 127H242V126H240ZM245 127V126H244ZM251 127V126H250ZM256 127L257 126H255L254 127V129H256ZM22 128H23V126H22ZM33 128H35V127H33ZM52 128V127H51ZM149 128V127H148ZM220 128V129H219ZM238 128V127H237ZM243 128V127H242ZM26 129V130H27ZM30 129V130H31ZM35 129V133H36V130ZM47 129V128H46ZM233 129H235V128H233ZM248 129V128H247ZM250 129H252V128H250ZM262 130L261 131H264V124L262 125V128H261ZM21 130V129H20ZM29 130V129H28ZM27 130V131H28ZM51 130V129H50ZM50 130H49V132H50ZM155 130V129H154ZM207 130V129H206ZM246 130V129H245ZM249 130V129H248ZM23 130H21L20 132L22 133V135L20 134V136L19 137H21V138H23V135H24V132H22ZM33 131V130H32ZM52 131V130H51ZM54 131V130H53ZM205 131V130H204ZM250 131V130H249ZM248 131V135H252V133H253V130L251 131L252 133H250ZM260 131V132H261ZM38 132H37V134H36V136H39V135H44V133H43V131L42 132H40V134H38ZM148 132V131H147ZM155 132H157V131H155ZM256 132V131H255ZM28 133V132H27ZM33 133H34V131L32 132V135H33ZM34 133V134H35ZM53 133V132H52ZM64 133V132H63ZM250 133V134H249ZM261 133H264V132H261ZM260 133V134H261ZM1 134V133H0ZM4 134V133H3ZM26 134V133H25ZM49 134V133H48ZM155 134V133H154ZM203 134V133H202ZM234 134V133H233ZM233 134L231 135V136H233ZM240 134V133H239ZM238 134V135H239ZM243 134V133H242ZM245 134H246V132H245ZM51 135V134H50ZM204 135V134H203ZM202 135V136H203ZM237 135V136H238ZM41 136V137H42ZM49 136V135H48ZM152 136H154V135H152ZM152 136H148V138H150L151 139V137ZM240 136V135H239ZM244 136V135H243ZM255 136H256V134H255ZM258 136V135H257ZM27 137H28V134H27ZM40 137V136H39ZM245 137H246V135H245ZM253 137V136H252ZM260 138L261 137H263L264 138V136H259ZM2 137H0V139H1ZM5 138V137H4ZM4 138H2L1 140L3 141V139ZM7 137H6V139H8ZM24 138H25V136H24ZM24 138H23V141H24ZM30 138H31V136H30ZM34 138H36V137H34ZM33 138V139H34ZM140 138V137H139ZM155 138V137H154ZM157 138V137H156ZM201 138V137H200ZM207 138V137H206ZM239 138V137H238ZM243 138V137H242ZM250 138V137H249ZM256 138H258V137H256ZM256 138H253L254 139V141H256V145L254 144V146H252V148L254 147V148H256L255 146H257L261 141H260V139H259V141H257V140H255ZM262 138V139H263ZM5 139V140H6ZM15 139V140H16ZM28 139V138H27ZM39 139V138H38ZM45 139V138H44ZM50 139H51V137H50ZM66 139V138H65ZM138 139V138H137ZM141 139H142V135H141ZM140 139V140H141ZM150 139H146L147 140V142H150L151 143V141H150ZM152 139H153V137H152ZM244 139V138H243ZM253 139H252V143L254 142L253 141ZM261 139V140H262ZM0 140V141H1ZM4 140V141H5ZM15 140H13V139H11V142L12 141H14V143L16 142ZM20 140V139H19ZM30 140V139H29ZM49 140V139H48ZM149 140V141H148ZM155 140V139H154ZM160 140V139H159ZM158 140V141H159ZM234 140V139H233ZM8 140H6V142H7ZM18 141V140H17ZM28 141V140H27ZM156 141V140H155ZM154 141V142H155ZM204 141H205V138H204ZM243 142H244V140H242ZM249 141V140H248ZM9 142V141H8ZM10 142V143H11ZM157 142V141H156ZM160 142H161V140H160ZM160 142L158 143V144H160ZM235 142V141H234ZM239 142H240V140H239ZM245 142H246V140H245ZM250 143H251V141H249ZM263 142V141H262ZM261 142V143H262ZM1 143V142H0ZM4 143V142H3ZM19 143H22V140L21 141H19ZM136 143V142H135ZM152 143H153V141H152ZM157 143H155V144H157ZM255 143V142H254ZM258 143V144H257ZM18 144V143H17ZM145 144H146V141H144V146H145ZM149 144V143H148ZM154 144V146L156 147L157 145H155ZM203 144V143H202ZM232 144V143H231ZM139 145V144H138ZM143 145V144H142ZM211 145V146H210ZM249 145V144H248ZM261 145V144H260ZM134 146V145H133ZM137 146V145H136ZM148 146L149 145H147V146H145V147H147L148 148ZM151 146H152V144H151ZM208 146V145H207ZM229 147H230V145H228ZM239 145H237V147H238ZM154 147V148H155ZM206 147V146H205ZM233 147V146H232ZM236 149H237V147L236 146H234ZM241 147H243V146H241ZM244 147H245V144H244ZM264 147V146H263ZM157 149H158V147H156ZM199 148V147H198ZM203 148V147H202ZM212 148V147H211ZM129 149V148H128ZM146 149V148H145ZM160 149V148H159ZM205 149V148H204ZM219 149V148H218ZM232 149V148H231ZM230 149V150H231ZM242 151H243V149L242 148H240ZM239 149V147H238V150H240ZM248 149L250 150V148H249V146H248ZM262 149V148H261ZM223 150V149H222ZM256 150V149H255ZM200 151V150H199ZM198 151V152H199ZM204 151H206V150H204ZM225 151V150H224ZM242 151H240L241 153H242ZM245 151V150H244ZM18 152V147H16V145L14 146V144L12 143V145H6V143L5 144H0V154H3V156L4 155H11V154H16ZM200 152H202V149H201V151ZM199 152V153H200ZM207 152V151H206ZM214 152V151H213ZM221 152V151H220ZM219 152V153H220ZM252 152V151H251ZM250 152V153H251ZM261 152V151H260ZM259 151H258V153H260ZM198 153V154H199ZM229 153V152H228ZM249 153V154H250ZM19 154V153H18ZM64 154V153H63ZM201 154V153H200ZM203 154V153H202ZM244 154H245V152H244ZM260 154H262V156L264 155L263 153H260ZM230 155V154H229ZM234 155V154H233ZM236 155V154H235ZM239 155V154H238ZM247 155V154H246ZM255 155V154H254ZM253 155V156H254ZM17 156V155H16ZM21 156V154L19 155V156H17V157H20ZM53 156V155H52ZM56 156V155H55ZM215 156H216V154H215ZM224 156H226V157H228L227 156V153L225 152L224 153ZM13 157V156H12ZM107 157H108V155H107ZM223 157V156H222ZM255 157V156H254ZM26 158V157H25ZM35 158V157H34ZM43 158V157H42ZM50 158V157H49ZM229 158H230V156H229ZM250 158V157H249ZM1 159V158H0ZM3 159V158H2ZM8 159H9V157H8ZM19 159V158H18ZM22 159H24V158H22ZM37 159V158H36ZM247 159V158H246ZM7 160V159H6ZM31 160V159H30ZM33 160H35V159H33ZM46 160V159H45ZM48 160V159H47ZM57 160V159H56ZM146 160V159H145ZM1 161V160H0ZM4 161V162H3ZM13 160H11L10 162H12ZM24 161V160H23ZM26 161H27V159H26ZM185 161V160H184ZM208 161V160H207ZM219 161H221V160H219ZM1 162H3V164H1V166H0V176H1V170L2 169H4V167H6L7 166V162H9V160L6 162L5 160H2ZM30 162V161H29ZM206 162V161H205ZM208 162H211V160H209ZM208 162H206V165L208 164ZM218 162V161H217ZM231 162V161H230ZM20 163V162H19ZM25 163V162H24ZM23 163V164H24ZM174 163V162H173ZM204 163V162H203ZM213 163V162H212ZM221 163L222 164H224V163H226L225 161L224 162H222L221 161ZM259 163H261V162H259ZM11 164H13V162L11 163ZM17 164V163H16ZM20 164H22V163H20ZM23 164H22V166H23ZM222 164H220V166L222 165ZM237 164H238V162H237ZM263 164V163H262ZM18 165V164H17ZM210 165H212L211 163H210ZM209 165V167H210V169H213V168H211V166ZM225 165V164H224ZM229 165V164H228ZM258 165V164H257ZM15 166L16 165H14V168H15ZM19 166V165H18ZM259 166V165H258ZM262 166V165H261ZM1 167H2V169H1ZM24 167H25V165H24ZM45 167V166H44ZM144 167H146V166H144ZM203 167V166H202ZM213 167V166H212ZM231 167V166H230ZM264 167V166H263ZM6 168H9V166L8 167H6ZM83 168V167H82ZM142 168V167H141ZM200 168V167H199ZM199 168L197 169V170H199ZM208 168V167H207ZM260 168V167H259ZM16 169V168H15ZM14 169V170H15ZM195 169V168H194ZM231 169H232V167H231ZM9 170V169H8ZM7 170V171H8ZM10 170H11V168H10ZM17 170V169H16ZM20 170H21V168H20ZM170 170V172L172 173V171L174 170V168H173V170H171V169H169ZM202 170H204V169H201V172H202ZM214 170V169H213ZM6 171V172H7ZM12 171V170H11ZM9 172V171H8ZM7 172V173H8ZM18 172V171H17ZM22 172V171H21ZM20 172V173H21ZM192 172V171H191ZM195 172H200V171H196L195 170ZM201 172H200V175H201ZM209 172V171H208ZM230 172V171H229ZM231 172H232V170H231ZM207 173V172H206ZM225 173H227V171L225 172ZM233 173V172H232ZM235 173V172H234ZM13 174V173H12ZM68 174H70V173H68ZM166 174H168V173H166ZM197 174V173H196ZM195 174V176H196V178L198 179L199 178V176H198V174L196 175ZM203 174V173H202ZM208 174V173H207ZM203 174V175H201V176H203V177H205V175H206V178L208 177L209 178V181H211L210 180V176H211V179L215 176H213L212 174L210 175V174ZM169 175H171V174H169ZM169 175L167 176L168 178H169ZM172 175H174V172H173V174ZM171 175V176H172ZM194 175V174H193ZM193 175L192 176H190V177H193ZM6 176L7 177H9L8 176V174H6ZM170 176V177H171ZM198 176V177H197ZM213 176V177H212ZM7 177H5V178H7ZM162 177V176H161ZM166 176H165V179L167 178ZM4 177H3V180L5 179ZM11 178V177H10ZM164 178V177H163ZM162 178V179H163ZM167 178V179H168ZM194 178V177H193ZM201 178V177H200ZM200 178L198 179L199 180V182L197 181V179L195 180L196 181V183H200V182H203V179L200 181ZM206 178H204L205 180H206ZM220 178V177H219ZM145 179V178H144ZM166 179V180H167ZM173 179V178H172ZM6 180V179H5ZM4 180V181H5ZM214 180H215V178H214ZM10 181L11 180H9V182H2V180H1V177H0V186L2 187L4 184L3 183H5V185L2 187L3 189H5V188H7L8 189V185H7V187H5L6 186V184L7 183H10ZM161 181V180H160ZM194 181V182H195ZM142 182H143V180H142ZM191 182V181H190ZM214 182V181H213ZM264 182V181H263ZM193 183V182H192ZM210 183V182H209ZM208 183V184H209ZM144 184V183H143ZM207 184V185H208ZM220 184H221V182H220ZM185 185H186V183H185ZM188 185H189V182H188ZM190 185H191V183H190ZM193 185H196V184H194L193 183ZM201 185H203L204 187H205V185H206V183H205V185H204V183L202 184L201 183ZM201 185H198L199 187H202ZM10 186V185H9ZM150 186V185H149ZM172 186H174V185H172ZM192 186V185H191ZM211 184H210V188H211ZM224 186V185H223ZM11 187V186H10ZM127 187H129L128 185H127ZM209 187H208V189H209ZM218 187V186H217ZM239 187V186H238ZM1 188V189H2ZM62 188V187H61ZM70 188V187H69ZM197 188V187H196ZM195 188V189H196ZM222 188V187H221ZM7 189H5V191L7 190ZM11 189V188H10ZM198 189V188H197ZM215 190H216V188H214ZM75 190V189H74ZM133 190V189H132ZM151 190V189H150ZM192 190H194V189H192ZM201 190H202V188H201ZM200 190V191H201ZM207 190V189H206ZM210 190V189H209ZM234 190V189H233ZM136 191H138L137 189L135 190V192ZM146 191V190H145ZM144 191V192H145ZM197 191V193L196 194H198V190H196ZM195 191V192H196ZM202 191H204V190H202ZM210 191H212V190H210ZM4 192V191H3ZM134 192V191H133ZM135 192H134V194H135ZM150 192V191H149ZM152 192V191H151ZM205 192H207V191H205ZM205 192L204 193H201V194H203V196H205L204 194H205ZM209 192V191H208ZM237 192V191H236ZM0 193H2V190L0 191ZM129 193H131V191H129L128 192V194ZM140 193H142V192H140ZM173 193V192H172ZM193 193V192H192ZM200 193H199V195H200ZM74 194V193H73ZM89 194H92V193H89ZM98 194H99V192H98ZM102 194H103V192H102ZM101 193H100V195H102ZM122 194H124V193H122ZM136 194H138V192H136ZM153 194V193H152ZM171 194V193H170ZM195 194V195H196ZM234 194V193H233ZM84 195H85V192H84ZM99 195V196H100ZM105 195H107V193H105ZM104 194H103V197H101L102 198V200L104 199V198H106V196H105ZM132 195V194H131ZM139 195V194H138ZM163 195V194H162ZM194 195V196H195ZM90 196V195H89ZM96 196L97 197H95V194H93V197H95V198H99L100 199V197H98V195L96 194ZM107 196H109V195H107ZM143 195H141V197H142ZM190 196V195H189ZM197 196V195H196ZM195 196V197H196ZM202 196V195H201ZM230 196V195H229ZM78 197V196H77ZM90 197H92V196H90ZM110 197V196H109ZM129 197V196H128ZM132 197V196H131ZM153 197V196H152ZM195 197H193L192 196V198H195ZM3 198V197H2ZM25 198H26V196H25ZM80 198V199H79ZM78 199L79 200H81L82 198L81 197H79ZM85 200H86V198L85 197H83ZM111 198H112V196H111ZM110 198V199H111ZM122 197H120L119 198V200L121 199ZM134 198H135V195H134ZM144 198V197H143ZM157 198H158V196H157ZM167 198V197H166ZM171 198V197H170ZM187 198H189V197H187ZM192 198L189 200L190 202H191V205L196 201V198H195V200L193 201L192 200ZM197 198H198V196H197ZM202 198H204V197H202ZM40 199V198H39ZM77 199V200H78ZM83 199V200H84ZM87 199H91V198H87ZM94 199V198H93ZM115 199V198H114ZM113 198H112V200H114ZM138 199H139V197H138ZM148 199V198H147ZM151 199V198H150ZM173 199V198H172ZM175 199V198H174ZM184 200H186L185 198H183ZM208 199V198H207ZM1 200V199H0ZM3 200V199H2ZM83 200H81L82 201V205H84L83 204V202H85V200L83 201ZM96 200V199H95ZM98 200V199H97ZM96 200V201H97ZM101 200V204L99 203L98 204V206H101V205H107V204H104L103 202H105V199H104V201H102ZM123 200V199H122ZM135 200H136V198H135ZM139 200H141V199H139ZM138 200V201H139ZM162 200V199H161ZM164 200H167V199H164ZM205 200V199H204ZM80 201V202H81ZM88 201H91V200H88ZM96 201H94V203L95 204H92V205H95L96 206ZM99 201V200H98ZM109 200H107V198H106V202H108ZM115 202L116 201H118V200H114ZM134 200H130L128 203H132ZM187 201V200H186ZM193 201V202H192ZM206 201V200H205ZM208 201V200H207ZM3 202V201H2ZM76 202V201H75ZM79 202V203H80ZM100 202V201H99ZM105 202V203H106ZM110 203L112 202L111 200L109 201ZM108 202V203H109ZM137 201H135V203H136ZM147 202V201H146ZM160 202V201H159ZM166 202V201H165ZM170 202V201H169ZM179 202V201H178ZM177 202V203H178ZM78 203V201L75 203L76 205H78L77 204ZM86 203H87V200H86ZM109 203V204H110ZM139 203V202H138ZM157 203V202H156ZM172 203H173V201H172ZM183 203H186V202H183ZM183 203H180V205L182 204L183 205ZM196 204H197V202H195ZM194 203V204H195ZM213 203V202H212ZM215 203V202H214ZM1 204V203H0ZM71 204V203H70ZM109 204H108V206H109ZM112 204V203H111ZM122 204V203H121ZM124 204H126L125 202H124ZM168 204V203H167ZM174 204V203H173ZM190 204V203H189ZM194 204L192 205L193 207H195V206H197L196 204H195V206H194ZM1 205H3V204H1ZM89 205H90V203H89ZM113 205V204H112ZM116 205V204H115ZM131 205V204H130ZM143 205H144V203H143ZM150 205V204H149ZM152 205V204H151ZM161 205V204H160ZM169 205H171V204H169ZM178 205V204H177ZM206 205V204H205ZM211 205V204H210ZM213 205V204H212ZM73 206H75V205H73ZM78 206H80V205H78ZM77 206V207H78ZM105 206H101V210H97V209H99V208H97L96 210H97V213L98 214H100V213H102V211L104 212V211H106V209H104V208H106ZM107 206V207H108ZM117 206V205H116ZM127 206V205H126ZM148 206V205H147ZM166 206H168V205H166ZM94 207V206H93ZM115 207V206H114ZM135 207V206H134ZM146 207V206H145ZM181 207V206H180ZM187 207V206H186ZM191 207V206H190ZM193 207H191L190 208V210L192 209L193 210ZM64 208V207H63ZM81 208H82V206H81ZM94 208H96V207H94ZM93 208V209H94ZM117 208V207H116ZM129 208V207H128ZM132 208V207H131ZM157 207H155V209H156ZM162 208H164V207H162ZM166 208H168V207H166ZM183 208H184V206H183ZM183 208H180V209H182L181 211H183L184 212V210H183ZM207 209H208V207H206ZM60 209V208H59ZM80 209V208H79ZM78 209V210H79ZM85 209V207L83 206V209L82 210H84ZM87 209V208H86ZM85 209V210H86ZM103 209V210H102ZM108 209V208H107ZM159 209V208H158ZM169 209V208H168ZM172 209V208H171ZM185 209V208H184ZM198 209V208H197ZM206 209V210H207ZM209 209H210V207H209ZM209 209H208V211H209ZM215 209V208H214ZM52 210V209H51ZM77 210V211H78ZM84 210V211H85ZM89 210H90V212H93L92 210H91V208H89ZM89 210H88V212H89ZM95 210V209H94ZM95 210V211H96ZM175 211H176V209H174ZM177 210H179V209H177ZM188 210H189V208H188ZM202 210H205V208L204 209H202ZM5 211V210H4ZM10 211H12V210H10ZM67 211V210H66ZM99 211H101V212H99ZM146 211V210H145ZM165 211V210H164ZM175 211H173L172 213H175ZM180 211V210H179ZM215 211H216V209H215ZM85 212H87V211H85ZM138 212V211H137ZM182 212V213H183ZM186 212H187V210H186ZM189 212V211H188ZM191 212V211H190ZM195 212V211H194ZM201 212V211H200ZM249 213H250V211H248ZM4 213V212H3ZM9 213V212H8ZM48 213V212H47ZM95 214H96V217H99L98 215H97V213L96 212H94ZM94 213H92L93 214V217H95L94 216ZM124 213V212H123ZM142 213V212H141ZM140 213V214H141ZM150 213H152V214H150ZM156 213H157V211H156ZM159 214H161L160 212H158ZM163 213V212H162ZM171 213V214H172ZM177 213V212H176ZM197 213V212H196ZM203 213H205V211L203 212ZM245 213H247V212H245ZM23 214V213H22ZM49 214V213H48ZM62 214V213H61ZM60 214V215H61ZM84 214V213H83ZM83 214H81V215H83ZM122 214V213H121ZM139 214V215H140ZM145 215V217L146 218H148L149 216H151V218L152 217H155V216H153L154 214H153V211H151L150 210V212H145L144 213ZM146 214H150V215H146ZM167 213H165V215H166ZM171 214H170V216H171ZM201 214V213H200ZM209 214H210V212H209ZM208 214V215H209ZM228 214V213H227ZM242 214H243V212H242ZM51 215V214H50ZM57 214L55 213V216L52 214V219H50V218H46V216H45V219H43V222H41V226H39L40 228H39V230H38V232L34 235V236H32V240H33V243H34V245H33V247L31 248V250H28V251H30V253H31V251L32 250H40V249H44V248H46V247H49V246H53V245H55L54 247H56L57 249H58V247L59 248H61V247H63V246H67L68 244H69V246L71 247H69L70 249H73L72 251L73 252H76V251H74V250H78V249H80V247H79V245H80V242L82 243V241L84 240V239H87V237L88 238H90L91 237V235H89L90 234V232H91V230L92 229H90V228H87L88 226L87 225H89L90 224V222H88V223H81L80 221H74V222H72L71 224H68L67 223V225H66V228H67V232H66V235H65V237L63 236L64 235V226H61V224L59 223L58 224V222L56 221V219L55 218H57V216H56ZM59 215V216H60ZM64 215V214H63ZM62 215V216H63ZM67 216H68V214H66ZM123 215V214H122ZM122 215H121V217H122ZM133 215H135V213L133 214ZM137 215V214H136ZM178 215V214H177ZM181 215V214H180ZM179 215V216H180ZM199 215V214H198ZM20 216H21V214H20ZM65 216V215H64ZM64 216L62 217V218H64ZM84 216H87L86 214H84ZM92 216V215H91ZM124 216V215H123ZM132 216V215H131ZM143 216V217H144ZM148 216V217H147ZM156 216H158V215H156ZM161 216V215H160ZM169 216V215H168ZM170 216L169 217H167L168 219H170ZM173 217H174V215H172ZM193 216H194V214H193ZM204 216V215H203ZM217 216V215H216ZM244 216V215H243ZM245 216H246V214H245ZM254 216V215H253ZM22 217V216H21ZM28 217V216H27ZM55 217V218H54ZM66 217V216H65ZM125 217V216H124ZM133 217V216H132ZM142 217V216H141ZM141 217H140V219H141ZM142 217V218H143ZM159 217V216H158ZM191 217H192V215H191ZM255 217V216H254ZM75 218L76 217H74V220H75ZM87 218H88V216L87 217H84V219H85V222L86 221H89V220H87ZM91 218V217H90ZM134 219L136 218V217H133ZM193 218V217H192ZM216 218V217H215ZM225 218V217H224ZM235 218V217H234ZM251 218L253 219V217L251 216ZM263 218H264V216H263ZM55 219V220H54ZM58 219V218H57ZM77 219H79L78 217H77ZM99 219V218H98ZM121 219V218H120ZM143 219H145V218H143ZM168 219H164V220H162V221H167ZM181 219V218H180ZM184 219V218H183ZM187 219V218H186ZM191 219V218H190ZM196 219V218H195ZM236 219V218H235ZM59 220V219H58ZM62 220V219H61ZM72 220V219H71ZM95 220V219H94ZM97 220V219H96ZM122 220H125V221H123L124 223H123V227L126 225V221H127V217L124 219H122ZM133 220V219H132ZM148 220V219H147ZM153 219H150V220H148V221H146L147 222V224L148 223H150V221H152ZM156 220V219H155ZM159 220H160V218H159ZM194 220V219H193ZM225 220V219H224ZM263 220V219H262ZM111 221V220H110ZM119 221V220H118ZM136 222H137V220H135ZM139 221V220H138ZM217 222H219V220H216ZM236 221H237V219H236ZM241 221V220H240ZM260 221V220H259ZM66 222H67V220H66ZM66 222H64V223H66ZM71 222V221H70ZM105 222V221H104ZM121 222V221H120ZM145 222V223H146ZM168 222V221H167ZM167 222H165V223H167ZM178 222H180V221H178ZM187 222V221H186ZM200 222V221H199ZM223 222V221H222ZM225 222V221H224ZM234 223H235V221H233ZM232 222V223H233ZM245 222H248V220L247 221H245ZM63 223V224H64ZM114 223V222H113ZM117 223V222H116ZM153 223H154V220H153ZM164 222H163V224H165ZM182 223V222H181ZM207 223V222H206ZM232 223H231V225H232ZM249 223V222H248ZM248 223H247V225H248ZM257 223V222H256ZM255 223V224H256ZM26 224V223H25ZM30 224H32V223H30ZM62 224V225H63ZM87 224V225H86ZM95 224H96V222H95ZM107 224L108 223H106L105 225L107 226ZM110 224V223H109ZM111 224H112V222H111ZM146 224V225H147ZM158 224V223H157ZM160 224V223H159ZM162 224V223H161ZM167 224H170V223H167ZM172 224V223H171ZM191 224H193V223H191ZM213 224V223H212ZM217 224V223H216ZM219 225H220V222L218 223ZM237 223H235V227L236 226H238L239 225V223L236 225ZM245 224V223H244ZM251 226H253V225H255V224H253L252 225V223H249ZM258 224H260V223H258ZM257 224V225H258ZM262 224V223H261ZM98 225V224H97ZM103 226V224L101 223V227L100 228H104V227H106V226ZM120 225H121V223H120ZM151 225V224H150ZM153 225V224H152ZM155 225V227H156V224H154ZM173 225V224H172ZM207 225H209L208 223H207ZM229 225V224H228ZM246 225V224H245ZM32 226H33V224H32ZM32 226H30V228H32ZM100 226V225H99ZM98 226V227H99ZM149 226V225H148ZM159 226V225H158ZM171 226V225H170ZM179 226V225H178ZM182 226V225H181ZM185 226V225H184ZM188 226H190V224L188 225ZM205 226H206V224H205ZM226 226V225H225ZM230 226V225H229ZM233 226V225H232ZM244 226V225H243ZM96 227V226H95ZM94 227V228H95ZM110 226H108V228H109ZM112 227H114V224H113V226ZM116 227V226H115ZM122 227V228H123ZM126 227H128V226H126ZM126 227H124V228H126ZM130 227V226H129ZM139 227H142V225L141 226H139ZM161 227V226H160ZM201 227V226H200ZM199 227V228H200ZM211 228V226H208V228ZM227 227V226H226ZM226 227H224L225 229H226ZM239 227V226H238ZM258 227H259V225H258ZM257 227V228H258ZM91 228H93L92 226H91ZM100 228H99V231H101L100 230ZM121 228V227H120ZM138 228V227H137ZM150 228V227H149ZM178 228V227H177ZM184 228V227H183ZM197 228V227H196ZM206 228V227H205ZM224 228L223 229H221V231L223 230L224 231ZM231 228V227H230ZM242 228V227H241ZM245 228V227H244ZM89 229H90V231H89ZM98 229V228H97ZM105 229V228H104ZM110 229V228H109ZM116 229V228H115ZM114 229V230H115ZM156 229V228H155ZM162 229H163V227H162ZM174 229V228H173ZM198 229V228H197ZM219 229V228H218ZM233 229V228H232ZM237 229V228H236ZM243 229V228H242ZM246 229V228H245ZM249 229H250V227H249ZM253 228H251L250 230H252ZM254 229H256L255 227H254ZM32 230V229H31ZM30 230V232H32ZM94 230V229H93ZM106 230H107V227H106ZM112 229H110V231H111ZM126 229H124V231H125ZM139 230H141V229H138V231ZM175 230V229H174ZM185 230V229H184ZM201 230V229H200ZM206 230V229H205ZM208 230L209 229H207L206 231H207V233H208ZM228 230H229V228H228ZM233 230H235V228L233 229ZM238 230V229H237ZM240 230V229H239ZM244 230V229H243ZM247 230L248 229H246V232H247ZM260 230V229H259ZM258 230V231H259ZM26 231V230H25ZM24 231V232H25ZM28 231V230H27ZM26 231V232H27ZM36 231V230H35ZM96 231H98V230H95V232ZM109 230L108 231H106V232H110ZM150 233H151V231L150 230H148ZM148 231H146V232H148ZM153 231H155V230H153ZM157 231V230H156ZM176 231V230H175ZM175 231H174V233H175ZM183 231V230H182ZM202 231V230H201ZM220 231V230H219ZM222 231V232H223ZM232 231V230H231ZM230 231V232H231ZM257 231V232H258ZM23 231H22V236H23V233H24ZM93 232V234L92 235H94L95 233H94V231H92ZM103 232V230L101 231V233ZM111 232H114V231H111ZM110 232V233H111ZM116 232H117V230H116ZM145 232V233H146ZM160 232V231H159ZM179 232V231H178ZM178 232H177V235H178ZM188 232V231H187ZM226 232H228V231H226ZM229 232V233H230ZM243 232H245V231H243ZM252 232V231H251ZM256 232V230H254V233ZM261 232H262V230H261ZM264 232V231H263ZM28 233V232H27ZM27 233H25V235H27ZM98 233V232H97ZM105 233V231L102 233V234H104ZM109 233V234H110ZM119 233H121V232H119V230H118V234ZM137 233H139V232H137ZM140 233H142L141 234V236L142 237H146V234H144V232H140ZM154 233V232H153ZM163 233V232H162ZM161 233V234H162ZM167 233V232H166ZM166 233H165V237H164V239L166 238ZM204 233V232H203ZM242 233V232H241ZM259 233H260V231H259ZM28 234H31V233H28ZM114 234V233H113ZM129 234V233H128ZM152 234V233H151ZM151 234H150V236H151ZM155 234V233H154ZM217 234V233H216ZM216 234L214 235V237H216ZM220 234V233H219ZM225 234V233H224ZM227 234V233H226ZM237 235H238V233H236ZM246 234H248V233H246ZM245 234V236H247ZM251 234V233H250ZM21 235H18V237L19 238H17V239H20L21 238ZM24 235V236H25ZM32 235V234H31ZM122 235V234H121ZM120 235V236H121ZM140 235V234H139ZM157 235V234H156ZM169 235H171V232H170V234ZM173 235V234H172ZM185 235V234H184ZM191 235V234H190ZM197 235V234H196ZM205 235V234H204ZM236 235V236H237ZM240 235V234H239ZM256 235V234H255ZM258 235V237H256V238H260V237H262V236H260L259 237V234H257ZM256 235V236H257ZM263 235V234H262ZM66 236H68L69 238H71L72 237V239L69 241V240H67V238H66ZM100 236V235H99ZM106 236V235H105ZM104 236V237H105ZM115 236V235H114ZM117 236V235H116ZM120 236H118V237H120ZM168 236V235H167ZM181 236V235H180ZM189 236V235H188ZM194 236V235H193ZM206 236V235H205ZM221 236V235H220ZM228 236V235H227ZM230 236V235H229ZM240 236H242V235H240ZM17 237V236H16ZM27 237H29V236H27ZM26 237V238H27ZM124 237V236H123ZM127 238H128V236H126ZM147 237H148V235H147ZM146 237V238H147ZM192 237V236H191ZM196 237V236H195ZM202 237H204V236H202ZM209 237V236H208ZM212 237V236H211ZM25 237H24V239H26ZM66 238V239H65ZM106 238V237H105ZM114 238V237H113ZM139 238V237H138ZM149 238V237H148ZM170 238H171V236H169V240H170ZM176 238V237H175ZM183 238V237H182ZM181 238V239H182ZM194 238V237H193ZM193 238H191L192 240H194V241H196V238L195 239H193ZM198 238H199V236H198ZM244 238V237H243ZM249 238H251V237H249ZM15 240H16V242L18 241L16 238H14ZM30 239V238H29ZM108 239V238H107ZM115 239H117V238H115ZM122 239V238H121ZM143 239V238H142ZM174 239V238H173ZM178 239H180V238H178ZM186 239V238H185ZM190 239V240H191ZM200 239V238H199ZM217 239H218V237H217ZM5 240V239H4ZM88 240V239H87ZM98 240V239H97ZM97 240L95 241V240H93L95 243H99V242H97ZM109 240V239H108ZM125 240V239H124ZM128 240V239H127ZM130 240V239H129ZM132 240H134L133 238H132ZM139 240H140V238H139ZM144 240V239H143ZM141 241L143 244H144V246H142V247H145V245L146 244H150L151 243V241H150V243H148V242H145V241ZM161 240V239H160ZM159 240V241H160ZM167 240V239H166ZM168 240V241H169ZM189 240V241H190ZM210 240H212V241H215L216 239H210ZM219 240V239H218ZM218 240H216V242L218 241ZM222 240V239H221ZM261 240V239H260ZM259 240V241H260ZM264 240V239H263ZM30 241V240H29ZM28 241V244L29 243H32V242H29ZM104 242H105V240H103ZM119 241V240H118ZM156 241V240H155ZM175 241V240H174ZM181 241V240H180ZM185 241V240H184ZM224 241V240H223ZM225 241H227V243H232V241H233V236L232 237H228V238H226V240ZM252 241V240H251ZM254 241H257V239L255 240L254 239ZM4 242V241H3ZM11 242V241H10ZM16 242L14 243V244H16ZM18 242H21L20 240L18 241ZM25 242V241H24ZM111 242V241H110ZM110 242H109V244H110ZM145 242V243H144ZM166 242V241H165ZM186 242V241H185ZM211 242V241H210ZM235 242V241H234ZM233 242V243H234ZM264 242V241H263ZM11 243H13V241L11 242ZM26 243V242H25ZM89 243H91V241L89 242ZM89 243H87L88 245H90ZM100 243H101V241H100ZM119 243H120V241H119ZM169 243V242H168ZM184 243V242H183ZM188 243V242H187ZM198 243V242H197ZM196 243V244H197ZM203 243V242H202ZM207 243V242H206ZM247 243V242H246ZM257 243V242H256ZM256 243H255V245H256ZM8 243H6V245H7ZM17 244H19V243H17ZM79 244V245H78ZM93 244V243H92ZM91 244V245H92ZM106 243H104V245H105ZM124 244V243H123ZM141 244V243H140ZM142 244V245H143ZM157 244H158V241H157ZM164 244V243H163ZM185 244V243H184ZM184 244H182V245H184ZM189 244H191V242L189 243ZM201 244V243H200ZM219 244V243H218ZM20 245V244H19ZM59 245V246H58ZM87 245V246H88ZM94 245V244H93ZM118 245V244H117ZM160 245V244H159ZM158 245V246H159ZM169 245H170V243H169ZM176 245V244H175ZM180 245V244H179ZM193 245H195L194 243H193ZM192 245V246H193ZM202 245V244H201ZM206 244H204V246H205ZM207 245H208V243H207ZM239 245H241V244H239ZM239 245H236L235 247H237V246H239ZM5 246V245H4ZM10 246H11V244H9V248H10ZM87 246H83V248L85 247H87ZM102 246V245H101ZM100 246V247H101ZM114 246V245H113ZM119 246V245H118ZM137 246V245H136ZM139 246V245H138ZM161 246V245H160ZM164 246V245H163ZM167 246V245H166ZM171 246V245H170ZM177 246V245H176ZM192 246H191V248H192ZM200 246V245H199ZM210 246H215V245H211V243H210ZM217 246V245H216ZM222 246H223V242H222ZM15 247V246H14ZM24 247V246H23ZM95 248H96V246H94ZM99 247V246H98ZM99 247V248H100ZM105 247V246H104ZM108 247V246H107ZM120 247V246H119ZM125 247V246H124ZM154 247H156V246H154ZM162 247V246H161ZM173 247V246H172ZM183 247V246H182ZM186 247H187V245H186ZM188 247H189V245H188ZM194 247V246H193ZM201 247V246H200ZM206 247V246H205ZM224 247H225V245H224ZM231 247V246H230ZM234 247V246H233ZM233 247H232V249H233ZM262 247V246H261ZM4 248V247H3ZM8 248V249H9ZM51 248V247H50ZM53 248V247H52ZM65 248V247H64ZM68 248V247H67ZM67 248H65V249H67ZM69 248L67 249V250H69ZM89 248H91V246L90 247H88V249ZM102 248V247H101ZM117 248V247H116ZM132 248V247H131ZM174 248V247H173ZM177 248V247H176ZM175 248V249H176ZM190 248V247H189ZM188 248V249H189ZM190 248V249H191ZM196 248H199V247H196ZM211 248V247H210ZM214 248V247H213ZM212 248V250H214ZM217 248H218V246H217ZM217 248H216V250H217ZM223 248V247H222ZM221 248V249H222ZM253 248H255V247H253ZM13 249V248H12ZM17 249H19V246H18V248ZM23 249V248H22ZM56 249V250H57ZM61 249H63V248H61ZM65 249H63L64 250V252H63V254H65ZM87 249V250H88ZM94 249V248H93ZM93 249H92V251H93ZM102 249H106V248H102ZM101 249V250H102ZM143 249V248H142ZM204 249V248H203ZM227 249V248H226ZM230 249V248H229ZM228 249V250H229ZM242 249V248H241ZM261 249V248H260ZM7 250V249H6ZM6 250L4 251L3 249L2 250H0V264H6L7 262H9L10 260L8 259V251L6 252ZM45 250V249H44ZM48 250H50V249H48ZM48 250L46 249V251H41V254L43 255V253L45 254L46 252L48 253ZM81 250H83L82 248H81ZM89 250H91V249H89ZM95 250V249H94ZM122 250V249H121ZM128 250V249H127ZM131 250V249H130ZM129 250V251H130ZM141 250V249H140ZM177 250V249H176ZM181 251H182V249H180ZM187 250V249H186ZM196 250V249H195ZM208 250V248L206 249V251ZM223 250V249H222ZM16 250H14L13 252H15ZM17 251H19V250H17ZM16 251V252H17ZM54 251H55V248H54ZM60 251V250H59ZM71 251V252H72ZM103 251V250H102ZM117 251V250H116ZM124 251V250H123ZM138 251H139V249H138ZM163 251V250H162ZM188 251V250H187ZM186 251V252H187ZM189 251H191V250H189ZM192 251H194V249L192 250ZM199 251H202L201 249L199 250ZM203 251H205V249L203 250ZM208 251H210V250H208ZM207 251V252H208ZM225 251V250H224ZM231 251V250H230ZM238 251V250H237ZM243 251V250H242ZM248 251V253H250L249 252V250H247ZM33 252V254L35 253L34 251H32ZM50 252H51V250H50ZM58 252V251H57ZM57 252H55V253H52L53 255L55 254L56 255V253ZM79 252V251H78ZM78 252H77V254H78ZM84 252V251H83ZM89 252V251H88ZM97 252H99L100 253V251L98 250ZM115 252V251H114ZM118 252V251H117ZM126 252V251H125ZM134 252V251H133ZM143 252V251H142ZM159 252V251H158ZM161 252V251H160ZM194 252H198V251H194ZM212 252H214V254H215V251H212ZM246 252V251H245ZM258 252V251H257ZM18 253V252H17ZM29 255H30V253L29 252H27ZM61 253V252H60ZM66 253H68V251L66 252ZM106 253V252H105ZM104 253V254H105ZM111 253H113V252H111ZM127 253V252H126ZM130 253V252H129ZM134 253H136V252H134ZM145 253V252H144ZM149 253V252H148ZM151 253V252H150ZM189 253V252H188ZM195 253V254H196ZM210 253V252H209ZM240 253H243V252H241L240 251ZM259 253V252H258ZM9 254H10V252H9ZM26 254V253H25ZM27 254V255H28ZM32 254V253H31ZM39 254H40V252H39ZM39 254H36L35 253V255H31V256H36V255H38V257L41 255H39ZM74 254H76V253H74ZM87 254V253H86ZM102 254V253H101ZM110 254V253H109ZM123 254V253H122ZM132 254V253H131ZM147 254V253H146ZM159 254V253H158ZM204 254V253H203ZM213 254V255H214ZM217 254V253H216ZM215 254V255H216ZM238 254V253H237ZM236 254V255H237ZM14 255H15V253H14ZM41 255V256H42ZM53 255H52V257H53ZM66 255V254H65ZM68 255V254H67ZM66 255V256H67ZM82 255V254H81ZM98 255V254H97ZM108 255V254H107ZM127 255V254H126ZM129 255V254H128ZM147 255H149V254H147ZM154 255V254H153ZM157 255V254H156ZM167 255V254H166ZM169 255V254H168ZM171 255V254H170ZM169 255V256H170ZM174 255V254H173ZM177 255V254H176ZM189 255H190V253H189ZM201 255H202V253H201ZM205 255V254H204ZM210 255H212L211 253H210ZM212 255V256H213ZM240 255V254H239ZM10 256H12V255H10ZM19 256V255H18ZM26 256V255H25ZM25 256H24V258H25ZM41 256H40V258L38 259L39 260V262L40 263H42L41 261L44 259V258H41ZM51 255L49 254V257H50ZM62 256V255H61ZM61 256H60V258H61ZM70 256V255H69ZM75 256V255H74ZM86 256H88V255H86ZM99 256V255H98ZM132 256H134V255H132ZM138 256V255H137ZM137 256H136V258H137ZM144 256V255H143ZM163 256H164V254H163ZM168 256V257H169ZM184 256V255H183ZM217 256V255H216ZM238 256V255H237ZM27 257V256H26ZM37 257V258H38ZM44 257V256H43ZM71 257V256H70ZM82 257H85V256H82ZM89 257H91L90 255H89ZM94 257V256H93ZM145 257V256H144ZM150 257V256H149ZM154 257V256H153ZM155 257H158V255L157 256H155ZM189 257V256H188ZM196 257V256H195ZM202 257V256H201ZM201 257H200V259H201ZM236 257V256H235ZM18 258V257H17ZM23 258V259H24ZM36 258V257H35ZM33 259V257H32V259L35 261L36 259ZM47 258V260H48V257H45V259ZM51 258V257H50ZM63 258V257H62ZM76 258V257H75ZM74 258V259H75ZM96 258V257H95ZM95 258L94 259H92V260H94L95 261ZM104 258V257H103ZM109 258V257H108ZM108 258L106 259V260H108ZM128 258V257H127ZM143 258V257H142ZM142 258H141V260H142ZM145 258H147V257H145ZM152 258V257H151ZM178 258V257H177ZM186 257L184 256V259H185ZM52 259V258H51ZM54 259V258H53ZM55 259H57V258H55ZM65 259V258H64ZM68 259V258H67ZM71 259H73V258H71ZM114 259V258H113ZM123 259V258H122ZM135 259V258H134ZM155 259V258H154ZM163 259V258H162ZM169 259H171V257L169 258ZM187 259V258H186ZM193 259V258H192ZM214 259H215V256H214ZM216 259H218V258H216ZM9 260V261H8ZM26 260H29L28 259V257L24 260V262L26 261ZM50 260V259H49ZM57 260H60V259H57ZM70 260V259H69ZM69 260H68V262H69ZM79 260H80V258L78 259V262H79ZM83 259H81V262L82 263H84L83 261H86L85 259L82 261ZM90 260V259H89ZM89 260L88 261H86L85 263H87V262H89ZM92 260H90V261H92ZM97 260H98V258H97ZM100 260V259H99ZM104 260V259H103ZM106 260H104V261H106ZM124 260V259H123ZM122 260V261H123ZM131 260V259H130ZM136 260V259H135ZM140 260V259H139ZM141 260L139 261V262H141ZM188 260H189V258H188ZM191 260V259H190ZM207 260V259H206ZM29 261H31V260H29ZM29 261H28V263H29ZM33 261V262H34ZM44 261V260H43ZM46 261V260H45ZM53 261V260H52ZM64 261V260H63ZM72 262H74L73 260H71ZM109 261V260H108ZM143 261L144 260H142V263H143ZM158 261V260H157ZM163 261V260H162ZM170 261V260H169ZM172 261V260H171ZM176 261V260H175ZM174 261V262H175ZM178 261V260H177ZM194 261V260H193ZM205 261V260H204ZM208 261V260H207ZM216 261V260H215ZM227 261V260H226ZM21 262V261H20ZM20 262H19V264H20ZM55 263H56V261H54ZM77 262V261H76ZM80 262V264H82ZM132 261H130V263H128V261L126 262V264H132L131 263ZM135 262H138V259H137V261H135ZM150 262H151V259H150ZM187 262V261H186ZM186 262H185V264H186ZM196 262V261H195ZM202 262V261H201ZM27 263V262H26ZM27 263V264H28ZM49 263V262H48ZM58 263V262H57ZM65 263V262H64ZM91 263V262H90ZM89 263V264H90ZM107 263V262H106ZM110 263V262H109ZM165 263H166V261H165ZM181 264L179 261L176 263V264ZM190 263H192V262H190ZM215 263V262H214ZM243 263H245V262H243ZM18 264V263H17ZM21 264H22V262H21ZM23 264H25V263H23ZM35 264V263H34ZM39 264V263H38ZM73 264H77V263H73ZM79 264V263H78ZM93 264V263H92ZM97 264V263H96ZM114 264V263H113ZM118 264H122L121 262H118ZM133 264H134V262H133ZM141 264V263H140ZM143 264H145V263H143ZM151 264V263H150ZM156 264H157V262H156ZM161 264V263H160ZM162 264H164V263H162ZM168 264H170V263H168ZM193 264H194V262H193ZM235 264V263H234Z\"/></svg>", "mask_w": 264, "mask_h": 264}]
</instances>
